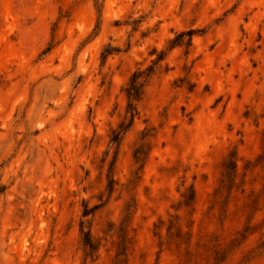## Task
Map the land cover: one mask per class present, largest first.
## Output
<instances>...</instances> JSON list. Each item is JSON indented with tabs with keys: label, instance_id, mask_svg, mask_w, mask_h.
Segmentation results:
<instances>
[{
	"label": "clouds",
	"instance_id": "9594fccd",
	"mask_svg": "<svg viewBox=\"0 0 264 264\" xmlns=\"http://www.w3.org/2000/svg\"><path fill=\"white\" fill-rule=\"evenodd\" d=\"M12 7L0 264H264V0Z\"/></svg>",
	"mask_w": 264,
	"mask_h": 264
},
{
	"label": "rangeland",
	"instance_id": "374dc122",
	"mask_svg": "<svg viewBox=\"0 0 264 264\" xmlns=\"http://www.w3.org/2000/svg\"><path fill=\"white\" fill-rule=\"evenodd\" d=\"M12 3L13 0H7V6L0 7V26H12V22L15 20ZM53 55L58 56L59 53H53ZM43 67H46V65L42 66V70ZM43 79L41 77V80ZM57 83L56 77L53 76L38 92L40 81L21 84L18 83L14 74H5L0 77V122L9 116L15 118L16 115H20L23 118L32 108L33 103H36L38 94L41 97L47 95L50 100L57 99L59 95L56 91ZM34 84L36 85L35 87L33 86ZM6 105H9V107L6 108ZM52 107L53 105L49 102V108Z\"/></svg>",
	"mask_w": 264,
	"mask_h": 264
}]
</instances>
